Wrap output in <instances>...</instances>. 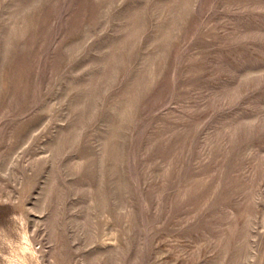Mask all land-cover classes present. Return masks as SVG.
<instances>
[{
  "label": "rangeland",
  "instance_id": "374dc122",
  "mask_svg": "<svg viewBox=\"0 0 264 264\" xmlns=\"http://www.w3.org/2000/svg\"><path fill=\"white\" fill-rule=\"evenodd\" d=\"M7 198L42 264H264V0H0Z\"/></svg>",
  "mask_w": 264,
  "mask_h": 264
},
{
  "label": "clouds",
  "instance_id": "9594fccd",
  "mask_svg": "<svg viewBox=\"0 0 264 264\" xmlns=\"http://www.w3.org/2000/svg\"><path fill=\"white\" fill-rule=\"evenodd\" d=\"M19 202L11 198L0 199V205L15 208ZM11 228L0 227V249L4 264H42L39 250L34 243L36 229L29 231V218L23 213L14 212L9 217Z\"/></svg>",
  "mask_w": 264,
  "mask_h": 264
}]
</instances>
